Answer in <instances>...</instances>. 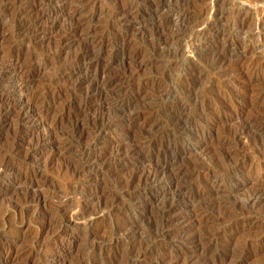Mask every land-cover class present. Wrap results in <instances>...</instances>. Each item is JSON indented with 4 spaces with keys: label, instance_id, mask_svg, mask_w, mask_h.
<instances>
[{
    "label": "rangeland",
    "instance_id": "rangeland-1",
    "mask_svg": "<svg viewBox=\"0 0 264 264\" xmlns=\"http://www.w3.org/2000/svg\"><path fill=\"white\" fill-rule=\"evenodd\" d=\"M4 1L0 0V28L3 29H0V75L4 71L17 67L18 63L23 62L22 57L24 55L36 56L39 61V70L33 74V77H29L31 79L29 80L31 83L29 93L35 94L40 98L37 102L32 103V105L35 104V107L33 106L34 117L31 118L29 124L20 125L18 130L17 128H11V124H14V121L12 122L11 120L15 119L16 114L14 116L11 114L9 117L5 111L1 114L0 190L4 192V197L0 199V264H24L29 260L42 263L45 261V257L50 256L52 251L58 248L59 250L57 251L61 258L65 260L64 264H78L80 261H83L84 264H92L91 260L94 257L103 256L100 245L103 241L107 240V228L113 224L122 222L127 217L138 218L140 225L143 226V228L141 227L143 233L140 230L139 234L130 239V242H132V239L135 240L133 242H139L143 239L147 234V226L155 217L156 211L163 201L162 195L160 193L156 194L157 196L152 195V197L151 195H147L146 200L149 201L148 204L144 203V198L136 200L133 203L131 201L132 197H129L125 193V190L110 189L109 187L111 186L103 185V180L106 179L107 175L113 178V182H117L138 171L140 181L137 180L135 182L134 189V191H138L141 188V180L144 179L145 174H148L147 172L155 173L158 172L157 168L164 165L169 166L167 164L169 160L159 158L155 148H152V146L145 147L141 155L137 153V140H141L142 138L150 140L154 137L151 139V141L153 140L151 144H159L160 140L163 141L165 139L164 141L173 143L177 149L189 150L195 149L206 138V135H201L199 139L195 140L192 134L212 127L214 131L212 137L214 140L212 139L213 142L208 145L210 149L208 148V151L204 152L203 156L199 155L202 160L203 169L191 180V183L185 184L182 187H192L194 191L206 190L209 193L211 189L205 187L203 183L207 181L208 174L220 172V169L216 168L214 161L222 155L233 153L230 155V158L235 154L234 158L232 157L228 164L233 165L237 162V164L242 162L244 163L243 170L245 172L243 171V173L238 175V182L235 183L233 189H224L222 192H219L217 197H213L210 194V199L215 203L221 202L224 198H235L236 200L244 201L247 196L254 192L257 193L259 190L258 193L263 196V200L261 203L259 202L253 206L251 211L253 214L251 216L255 217L254 221H261V212L264 211V159L258 156L255 148L256 144H264V132H261L254 140L245 136L238 143L224 144L221 139L229 131L231 133V131L234 132L233 130H238L244 121H248L255 116H264V0H238L239 2L237 0H224L218 4V8L211 7L214 5V0H193L194 2L188 0L187 8H190L192 5L191 7L193 8L191 9L193 10L190 9L191 16L189 15V17L192 22L188 23L187 28L185 27L187 30L184 33L185 37L183 36L179 41H172L166 46L161 44L159 46V49L161 48L160 52L157 57L155 56L156 58H151L147 55V57L136 58V53L142 50L145 52L150 51V43H153L154 36L159 31L158 24L163 18L167 17L173 8L180 5V3L178 4L179 0L171 1L168 5L170 7L161 12V17L144 26L139 25L138 16L136 17L132 13L129 15L128 13H123L130 6L132 9L134 8L133 10L138 9L144 0H59L56 3H52V5L50 3V6H47L49 7L48 9L46 6L39 8V3H42L41 0H23L20 2L7 0L5 3ZM12 2H16L15 10L22 9L26 12V15L30 14L29 18H27L28 20L32 18V20L39 21V28L43 30L38 33V38L35 42L33 40L30 43L20 44V38L12 26L10 24L3 25L2 18L6 15L4 14L3 7ZM252 4L255 7H252ZM256 4L258 5L256 6ZM15 10H10V14L12 15ZM202 10L205 13H202ZM260 11H262L263 17ZM46 15L49 19L51 18L50 21H48L49 19ZM248 17H250L249 20L247 19ZM242 18L243 20L247 19L245 24L241 22ZM215 20L219 26L222 27L223 25V29H228H224L225 33H227V39L229 37V40L234 39V41L239 42V46L230 53V57H233L234 60H231L228 64L229 66L225 67L226 69L228 68V72L224 75L219 74V70L209 67L205 52L210 47L208 37L213 34V36H216L214 28L211 26ZM74 23L79 24L78 29L75 32L68 30L65 33V30ZM8 26L11 27L8 28ZM176 29L177 27L170 25L166 30L167 33L170 32L172 34ZM198 34H201L202 37L198 36ZM65 35H69L71 40L59 46L60 39ZM235 37L237 40H235ZM225 42L220 38L218 43L224 44ZM89 43L95 46L93 50L95 53L97 52L98 57L93 59L89 66L82 65L78 70L81 71V75H86L87 80L95 78L105 79L107 75L108 78L116 79L117 86L115 88L118 86L124 88L126 86L127 88L131 83L130 75L137 76L135 77L136 80L132 81L131 88L127 92L128 94L122 93L118 98V100L124 102H131L127 116L120 117L118 114H115L114 106L110 104L111 102L108 103L105 100L107 97L92 94L74 104L75 110L79 108L83 112L78 117V121L76 119L71 120V118L67 119L70 116L65 113L64 109L68 107L67 105L73 99L69 90L77 78H74L75 76L70 77L67 72L64 73L65 71L59 70V68L63 67L65 60L75 55ZM175 50L180 55L177 57L178 64L172 65L168 59L164 58L163 54L166 51L173 52ZM10 52H13L14 59H8L9 55L7 54H10ZM154 59L163 60V62L160 65H149ZM189 67L197 69L200 72H198V76L196 74L193 77L189 75L191 70ZM168 68L169 71L167 70ZM171 68L173 69L171 70ZM103 70L107 71L106 75H104L105 78L102 74ZM21 76L28 78L27 74H16L18 79ZM185 76L186 78H184ZM153 78L158 86L148 83V80L150 79L149 81H151ZM184 79H188L189 83H183ZM85 80L84 76L80 78V81L83 83L87 82ZM191 82L192 84H190ZM212 90L220 92L221 96H217L219 100L215 101L217 106H214L215 108L213 109L215 114L222 115L223 120L221 119L219 122L218 120L209 118L203 119V122L198 121L192 124L193 126L190 128L191 130L189 129L188 134H184L183 138H181L180 133L172 128L174 127L172 122L168 121L167 111L169 112L176 103L187 100L190 102L189 108L191 110L194 108L206 109L207 103L214 96ZM192 95H194V98ZM11 101L14 104L13 107L11 106L12 110H15V113H17L24 99L14 97L11 98ZM220 102H224V104L235 103V106L231 107L232 109L223 110ZM75 110H71V112ZM109 112L112 113L111 117H109ZM190 117H193L191 111ZM59 118L63 119L61 123H57L60 120ZM92 119L101 123L109 122L111 127L109 126L100 137L98 133L96 134L93 130L88 129L90 127L88 124L90 125L91 122L95 121ZM148 121L149 123L146 124ZM4 122L6 123L3 126L1 123ZM68 122L70 125L67 124ZM76 127H79L78 131L80 132L83 130L80 135L82 138L77 140V135H79L77 134L70 139V142H72H69V146L65 147L63 144L61 145V138H67L65 134L71 132L70 130ZM257 127L259 129L264 127V121L259 120ZM51 128L52 130H50ZM93 133L95 134L93 135ZM170 134L172 137L169 136ZM21 138L27 140L21 141ZM253 142H256V144ZM14 144L18 148V152L15 154L16 158L11 159L12 161L10 160L8 168L5 169L1 164L6 161V158L8 159L9 148ZM118 146L120 148H117ZM83 151L90 152V160L95 156L97 157L99 163L96 167L90 165L91 162L84 164L83 159L81 160L83 158ZM123 151H127L128 154L121 153ZM120 153L123 156H117ZM142 157H146L147 163H140ZM185 162L180 160L175 167L184 165ZM80 165L81 171L78 170L79 172H76L77 175L75 176L74 167ZM6 175L7 177L5 178L7 180H3ZM19 175L21 177L25 176L26 179L16 184V179L20 177ZM28 188H33L34 192L43 191L47 199L37 202L38 204L36 202L32 203L34 198L29 199L30 195H32L31 193L24 200L22 198L24 196L21 193L24 194L25 191H28ZM109 190L122 196L114 206L111 205V201L106 196ZM18 192L21 198L18 196ZM98 203L101 204L99 205ZM103 203H106L108 206L106 204L104 206ZM70 204L71 206H68ZM210 204L214 203L210 202ZM199 208L198 206L193 208V206L186 203L177 208V216L182 220L181 222L174 223L173 231L186 226L190 228H187L185 232L180 234L181 239L176 238L175 240H171L172 245L169 251L171 254L179 257V259L173 260L171 264H192L187 258L191 255L190 253L196 254L199 248H197V244L188 242L190 236L203 233L205 229L204 232H208L209 230L229 227V223L223 219L225 218L224 213L220 209H213L215 212L212 210L205 213V215L210 213L209 216L215 220L214 224L210 223L208 225L201 222L200 225L198 219L204 217L201 215L204 211H201ZM44 212L48 213V216L45 218L43 217ZM186 221H189V223L187 222L186 226L182 225ZM89 231H96V238L94 236L92 240H86L85 237ZM262 234H264V228H248L247 226L230 227L227 237L221 238L220 241L222 242L219 241L220 251L227 255V260L223 264H264V251H259V248L250 249L248 251L249 255L247 254V258H244L242 261L237 258L239 249L245 242L251 243ZM176 235L174 233L173 237H176ZM61 246H63L62 249H60ZM119 254L122 255L123 253ZM104 258H108V255H105Z\"/></svg>",
    "mask_w": 264,
    "mask_h": 264
},
{
    "label": "bare ground",
    "instance_id": "bare-ground-1",
    "mask_svg": "<svg viewBox=\"0 0 264 264\" xmlns=\"http://www.w3.org/2000/svg\"><path fill=\"white\" fill-rule=\"evenodd\" d=\"M5 1H7V0H5ZM5 1H4V3H5ZM16 1H19L20 2V1H23V0H16ZM41 1H42V3H39V8H44L43 6H46V7L47 6H50L49 5L50 3L52 5V3H56L59 0H41ZM171 1H173V0H144V1H142L143 4L138 9L133 10L134 8L132 9L131 6H130V7H127L126 10L123 11V13H128V15L132 13V15H134L136 17L138 16V19H139L138 22H139V25H141V26L149 25L152 21H154V20L158 19L159 17H161V12H163L166 8H169L170 7V6L168 7V5L170 4ZM190 1H193V0H190ZM223 1L224 0H214V5L211 6V7L215 8V7L219 6L218 4L221 3V2H223ZM187 2H188V0H179L178 4L180 3V5L179 6H176L173 9L171 8L172 10L168 13L167 17L166 18H163L160 21V23L158 24L159 31L156 32V34L154 36V40L153 41L151 40L153 43H150L149 42L151 44V45L149 44L150 47H151V48H149L150 51L149 52L146 51L148 53H146L143 50L142 51H139V52L136 53V58L137 57H144L146 55L149 56V57H151V58L152 57H155V56L157 57V55H158V53L160 52V49H161V48L159 49V46L161 44L166 46L167 44H169L172 41H175V40L179 41V40H181V38H183V36L185 37L184 33H185V31L187 32V30L185 29V27L188 25L189 22H192L191 19H190V17H189V15H190V9L193 8V7H191L192 5L190 6V8H187V6H188ZM15 3L16 2H12V3H9V4H7L6 6L3 7V10L5 12L4 14H6L5 17L2 18L3 19V21H2L3 22V25L10 24L12 26V28L14 29V31L16 32V34L18 35V37L20 38V44H22V43H24V44L25 43H30L33 40L35 42V40H37V38H38L37 37L38 33L39 32H42V30H43L42 28H39V24H40L39 21L32 20V18H31V20H28L27 18H29L30 14L29 15H26V12L24 10H22V9L21 10L18 9V11L15 10ZM211 4H213V3H211ZM257 5L258 4H256V6ZM220 6H221V4H220ZM253 6L254 5L252 4V7ZM263 7H264V4H263ZM48 8L49 7H47V9ZM213 8H212V10H213ZM260 8H261V6H260ZM219 9H220V7H219ZM259 9H258V12H259ZM10 10H13V11L15 10V12L11 15L10 12H9ZM191 10H193V9H191ZM201 12L203 13L204 11L202 10ZM260 12H261V16H262V11H260ZM197 15H196V17H197ZM199 15H200V13H199ZM220 15H221V13H220ZM23 17H25V19H23ZM241 17H243V16H241ZM48 19H49V17H48ZM50 19L48 21H50ZM247 19L249 20L250 17H248ZM36 20H37V18H36ZM246 20H243V18H242L241 22H244V24H245L246 23ZM261 24L263 25V23H261ZM261 24H260V26H261ZM170 25H174L175 27H177V29L175 31H173L174 33H172V34L170 32L167 33V30H166ZM220 25H221V23H220ZM11 26H8V28L11 27ZM116 26H117V24H116ZM211 26L214 28V31L216 33V36H213L214 35L213 34L212 36H209L208 37V40L210 41V47L208 49H206V51H205L206 52V58L208 59V65H209L210 68H214L215 70H219V74L224 75V74H226L228 72V70H227L228 68L226 69L225 67L226 66L228 67L229 66L228 64L231 62V60H234L233 57H230V53L233 52L234 49L239 46V42L234 41V39L233 40H229V37L227 39L226 38V34L227 33H225V30H224L226 28L223 29L222 28L223 25H222V27L219 26L217 24L216 20L212 23ZM78 27H79V24L78 23H74L73 25L69 26V28H67L65 30V33L68 30H72V31L75 32L78 29ZM245 27H247V26H245ZM0 29H2V28H0ZM226 30H228V29H226ZM121 34H122V32H121ZM123 34H124V32H123ZM207 34H208V32H207ZM198 36H201V34H198ZM149 37H152V36H149ZM231 37H233V36H231ZM220 38H221V40H224L226 42L224 44H219L218 42H219ZM122 39H123V37H122ZM68 40H71V37L69 35L63 36L60 39L59 43H58L59 46H62ZM235 40H237L236 37H235ZM25 47H27V46L25 45ZM93 48H95V46L92 45L91 43H89L88 45L86 44V46H84L79 52H77L75 55H73L72 57H70L67 60H65L64 61L65 63H64V65H63V67L61 69L59 68V70L65 71L64 73L67 72L68 75H70V77H74L75 76L74 78H77V80L74 82V84L71 85L70 90H69V92H71V97L73 99H71V101L67 105L68 107H66L64 109L65 110V113H67L70 116V117H68V118L66 117V118L67 119L71 118V120L72 119L73 120H75V119L77 120L78 117L80 116V114H83V112L79 108H77L75 110L74 109V107H75L74 104L77 101H81L83 99H86L88 96H90L92 94H97L100 97H102V96L103 97H107L105 100L108 103L111 102L110 104L112 106H114V109H115V112H116L115 114H118L120 117L127 116V114L129 113V108H130V103L131 102L129 100H128L129 102H124V101L118 100V98L120 97V95L122 93L128 94L127 92L131 88L132 81L134 82V79L137 76H134V75L131 76L130 75V82L131 83L129 84V86L127 88H126V86H125V88L124 87H120V86H118L117 88H115V86H117L116 79H114V78H108L107 75H106V72L107 71H105V70L102 71L103 76L106 75V78L104 76L105 79L95 78V79H92V80H87L86 75L85 74L84 75L82 74L84 76V79H86L85 81H87V82L86 83L81 82L80 81V78L83 77V76L81 75V71H78V70L81 68L82 65L83 66L84 65H88L89 66V64L91 63V61L93 59H95V58L98 57V55L96 54L97 52L95 53L94 50H93ZM15 49H17V48H15ZM7 55H9V58L8 59L11 60L13 58V55L14 54H13V52H10V54H7ZM179 55H178V53H177L176 50L173 51V52L166 51V53L163 54L164 58L168 59L171 62L172 65L178 64L177 63V61H178L177 60L178 59L177 57ZM22 58H23V62H21V63H18L17 62L18 63V66L15 64V66H17V67H14V68L10 69L9 71H4L0 75V120H1V116H2L1 114H2L3 111L6 112V114L8 115V117L11 114L13 116L16 114L15 119L14 120H11L12 122L14 121V124L13 123H12L13 125L11 124V128L12 127H13V129L14 128L15 129L17 128V130H18V128H19L20 125H27V124H29V121L31 120V118L34 117L33 106L35 104L32 105V103L37 102L38 99L40 98V97H38L35 94L33 95V94H30L29 93L30 90H31L30 89L31 83L29 81L31 79H29V77L30 78L33 77V74L36 71L39 70V65H38V62L39 61L37 60L36 56H34V55H28V56L24 55ZM56 59H57V57H56ZM48 61H50V60H48ZM59 61H60V59H59ZM162 62H163V60L154 59V60H152L149 63V65H152V66H155L157 64L160 65V63H162ZM43 66H45V65H43ZM55 66H56V63H55ZM173 68H171V70ZM190 69L191 70L189 72V75H191L192 77L195 74L197 75L198 72H199L194 67L193 68H190ZM167 70L169 71V68ZM160 72H162V71H160ZM20 73H22V75L23 74H27L28 75V78H25L24 76H21L18 79L16 77V74H20ZM56 73H57V71H56ZM156 74L158 75V73H156ZM186 74H188V73H186ZM215 75H216V72H215ZM184 78H186V76ZM159 79H157V80H159ZM149 80H148V83L149 84H154V85L158 86L157 85V82L155 81L154 78L151 79V81H149ZM183 83H189L188 82V79H184L183 80ZM84 84H86V85H84ZM190 84H192V82ZM213 92H214L213 93L214 96L212 97V100L207 103L208 105H207V108L205 107L206 109H203L202 110V109L194 108V109L191 110L189 108V105H190L189 103L190 102L187 100V101H184V102H178V103L175 102L176 104L169 110V112L166 110L167 113H168V119H169L168 121L172 122V124L174 126L172 128H174L178 133H180L179 135H181V138H183V135L184 134H188L189 129L193 126L192 124H195L198 121H202L203 119H209V118H213V119L218 120V121L222 119V115L221 114H215L214 109H213V108H215L214 106H217V104L215 103V101L216 100L217 101L219 100V99H217V96L220 95V92L218 90H214ZM197 96H199V95H197ZM14 97H21V98L24 99V101L22 103L20 102L21 104L19 103L21 106H20V109L18 110L17 113H15V110H12V107H13L14 104H12L11 98H14ZM192 97L194 98V95H192ZM201 97H202V95H201ZM6 100H8L7 103H5ZM191 101L193 102V100H191ZM26 105H27V107H25ZM111 105H109V106H111ZM218 106H220V105H218ZM234 106H235V103H230V104H228V103H225L224 104V102L221 103V108L223 110H228V109H230L231 107H234ZM71 110H75V111L74 112H71ZM108 111H109V109H108ZM190 111L192 112L193 117H190ZM62 113H63V111H62ZM111 114L112 113L109 114L110 115L109 117H111ZM154 117H156V116H154ZM164 118H166V117H164ZM59 119L60 120H58L57 123H61L62 120H63V119L61 120V118H59ZM8 120H9V118H8ZM92 120H95V119H92ZM259 120H263L264 121V116H262V115L261 116H255V117L249 119L248 121H244L243 124L241 125V127L238 130H236V131L233 130L234 132L231 131V133L229 131L228 133H230V134L227 133L221 139L222 142L224 144H228V143H232V142L238 143V141L241 138L245 137V136L248 137V138H250L251 140H254V138L257 137V136H259V134L261 132H264V127H261L260 129L257 127V125L259 123ZM5 123L6 122L1 123V124L4 126ZM148 123H149V121L146 124H148ZM67 124L70 125L69 122ZM85 125H87V124L85 123ZM88 126H90V127H88V129L93 130L94 132H96V134L98 133V135L101 137V135H103V133L106 132V129L110 126V124H109V122L108 123H104V122L101 123V122L95 120V121L91 122L90 125L88 124ZM211 126H212V124H211ZM50 127H51V125H50ZM78 128L77 127L75 129L73 128L72 130H70L71 132L66 133L65 136L67 138H65V137L64 138H61L60 137L61 138V145L63 144V146H65V147L69 146L70 139L72 137H75V135H77V134H79V135H77L78 136V139L77 140H79L80 138H82L80 135L82 134L81 132H83V130L80 132V131H78ZM81 129H82V127H81ZM88 129H87V131H88ZM50 130H52V128ZM84 130H85V128H84ZM213 133H214V131H213L212 127L208 128V129H206L205 131H202V132H195V133H193L192 134V137H194L195 140L197 138L199 139V137L201 135H206V138L203 140L202 143H199L195 147V149L192 148V149H189V150H187V149H183V150L182 149H177V147L173 143L168 142V141H164L165 139L163 141L160 140L161 142H159V144L158 143L151 144V142L153 141V140L151 141V139L154 138V137H152L150 140H145V138H142L141 140H137L138 143L136 145H137V150H138L137 153L138 154L140 153V155H141V153H142V151H144L143 149L145 147L152 146V148H155V151H156V153H157V155H158L159 158L161 157L163 160H165V159H168L169 160V163H167V164H169V166H166V165L163 164L164 165L163 167L157 168L158 169V172H155V173H149V172H147L148 174H145L144 179L141 180V186H140L141 188L138 191H134L135 184H136L135 182L137 180H139V173H137L138 171H136V170H135L136 171L135 173L133 172L127 178H125L123 180H118L117 182H113V180H112L113 178L110 175H107L106 176V179L103 180V185L104 186H111V187H109L110 189L125 190L126 191L125 193H127V195L129 197H132V200L131 201L133 203L136 200L138 201L139 199H143L144 198V203L145 204L146 203L148 204L149 201L146 200L147 195L148 196L151 195V197H152V195H156L158 193H160L162 195L163 201L161 202L159 208L157 209L156 214H155V217L153 216L154 218L150 221V224L147 222L149 224L147 226V232H146L147 234H146V236L143 239H141L140 241L138 240L139 242H133L134 239H132L131 240L132 242H130V239L131 238H133L136 234H139V232L141 230V227L143 228V226L140 225L138 218L135 219V218H131V217H127L126 216L127 218L124 217L125 219L123 218L124 220L122 222L113 224L109 228L106 227L107 228V232H106L107 233L106 234L107 235V240L106 241H103V243L100 245L101 246L100 249L103 252L102 253L103 256L94 257L91 260L92 261V264H143V263H146V264H171V262L173 260L179 259V257L171 254V252L169 251V248L172 245V243H171V240L172 239H174V240L176 238L177 239H181V235L180 234L182 232H185L187 228H190L189 226L187 227L185 225L187 222L189 223V221H186V222H184L182 224V225H185L186 227H182L180 229H176V231H173V229H174L173 228L174 223L175 222H178V221L181 222V220H182V219H180V217L177 216V213H178L177 212V208L180 207V205L182 206V204H184V203L190 204L191 206H193V208H195L196 206H198V207H200L199 209L201 211H204L203 214H201L204 217H201V218L198 219V223L199 224L201 222L204 223V224H208V225L210 223H213V222L215 223V220L213 219V217H210L209 216L210 213L208 215H205L206 212H211L213 209L214 210L215 209H217V210L220 209L222 211V213H224L223 215H224L225 218H223V219H225L226 222L229 223V227H227L225 229H218V230H211V231L209 230L208 232L207 231L204 232L206 230L205 229L203 231V233H200V234L193 235V236H190L189 237V241L188 242L189 243L197 244V246H198L197 248H199V250H198V252L196 254L195 253H190L191 255L187 258L188 261H190L192 264H196V263L197 264H223V262L225 260H227L226 259L227 258V255L223 254V252L220 251V249H219V241L221 240V238L227 237L228 230H229L230 227H233V226L234 227L247 226L248 228H256V227L261 228V229L264 228V211L261 212L262 213V215H261V221H258V222L256 220L254 221L255 217L253 218L251 216V214H253V212H251L252 209H253V206L257 205L259 202L261 203V201L263 200V196L258 193L259 190H258L257 193L254 192L253 194H250L249 196H247V198L244 201L236 200L235 198L234 199H231V198L225 199L224 198V200H222L221 202H219V203L216 202L215 203L212 199H210V196H209L210 194L213 195V197H217L219 195V192H222L224 189L225 190L226 189H229V190L233 189V187L235 186V183L238 182V175L240 173H243V171H244L243 170L244 163L241 162L240 164H237L238 163L237 162L236 164H233V165H229L228 164L229 160L232 159V157L235 154L231 158H230V155H232L233 153L230 154V155H228V154L227 155H222L219 158H217L215 161L213 160L214 163H215L216 168L220 169V172H212L210 175L208 174L209 177H208L207 181L205 183H203V185L205 187H209L211 189V191L209 193L206 190L194 191L192 187H186V188H183L182 187L185 184L191 183V180L195 176H197L199 174V172L203 169V164H202V160H201L200 156H203L204 155L203 153L208 151L207 149L210 147L208 145H210V143L213 142L212 141V139H213V137H212L213 136ZM62 134H64V133H62ZM94 134L95 133H93V135ZM223 134H225V133H223ZM169 136H171V134ZM94 139H96V138H94ZM24 140H27V139L21 138V141H24ZM157 141H158V139H157ZM12 143H14V142H12ZM253 143L256 144V142H253ZM195 144H196V142H195ZM15 145L16 144L12 145L9 148V156H8V159L6 158V161L1 164V165H3V167L5 169L8 168L10 162L12 161L11 159L16 158L15 154L18 152V148ZM117 148H120V147L118 146ZM255 149H256V152H257L258 156L260 158H263L264 159V144L263 143L261 145L256 144V148ZM118 151H120V150H118ZM121 153H123L125 155L128 154L127 151H123ZM121 153H120V155H117V156H119V157L120 156H123ZM82 156H83V158H81ZM82 156L80 158H81V160L83 159L84 164H87L88 162L89 163L91 162L90 165L96 167L98 165V163H99V160L97 159L96 156L93 157L92 160H90L91 155H90V152H88V151H83ZM202 159H204V158H202ZM180 160H183L184 162L185 161L186 162L184 163V165L182 164L183 166L181 165V166L175 167L176 164ZM231 161H230V163H232ZM137 162H138V160H137ZM140 163H143V164L144 163H147L146 162V157H142ZM119 165H120V163H119ZM116 167H118V166H116ZM64 169H66V168H64ZM71 169H70V171H71ZM80 169H81V165L78 166V167L77 166L74 167V170H75L74 171L75 172L74 174H75V176L77 175L76 172H79L78 170H80ZM14 171H15V169H14ZM83 172H84V170H83ZM65 173H66V171H65ZM145 173H146V171H145ZM2 174H3V172H2ZM5 177H7V175L4 176L3 180L6 179ZM25 179H26L25 176L17 177L16 184L25 181ZM32 189L33 188H28V191H25L24 194L21 193V195L24 196V197H22V198H24V200L27 197V195H30L31 193H32V195H30V198L29 199L34 198L33 199L34 201L33 202L32 201H29V202H32V203L36 202L37 203V202L45 201V199H47V198H45V194H44L43 191L34 192ZM31 190L34 192V194H33V192ZM57 193H59V192H57ZM106 194H107L106 196L111 201V205H113V206H114V204H117V202H119V200L122 197V196L118 195L117 193L113 192L112 190H109L108 193H106ZM21 195H20V193L18 194V196H20V198H21ZM56 196L58 197V195H56ZM133 196H134V198H133ZM1 197H4V192H2L0 190V199H1ZM96 201H97V199H96ZM210 202L211 203H214V204H210ZM22 204H24V203H22ZM103 204L105 206L106 203H103ZM68 206H71V204L68 205ZM104 206L102 205V207H104ZM94 208L96 209V207H94ZM66 209H68V208H66ZM47 216H48V213L44 212L43 213V217L45 218ZM177 225H178V223H177ZM201 227L203 228V226H201ZM204 228H206V227H204ZM171 229H172V231H171ZM142 233H143V231H142ZM174 233L177 234L176 237H173ZM95 235H96V231L95 232L89 231L87 233V236L85 238H86V240H90V239L92 240ZM142 237H143V235H142ZM95 238H96V236H95ZM231 241H232V239H231ZM220 242H222V241H220ZM62 248H63V246L60 247V249H62ZM95 248H97V247H95ZM252 248H259V251H264V234H262L261 236H259L255 241H252L251 243L245 242L241 246V248L239 249V254H238L237 258L241 259V261L244 260V258H247L248 251L250 249H252ZM2 249H4V248H2ZM57 250H59V248ZM57 250H53L52 251V254L50 256H47L46 255L47 257H45L46 259L44 258L45 261L42 262V263L41 262H32L31 260H29V261H27L24 264H64L65 263V260L63 258H61L60 254H59V252ZM92 250H93V248H92ZM234 250H236V249H234ZM95 252H96V250H95ZM121 252L123 253L122 255L119 254ZM225 252H226V250H225ZM27 254H29V253H27ZM35 255H37V254L35 253ZM105 255H108V258H104ZM78 264H84V263H83V261L82 262L80 261Z\"/></svg>",
    "mask_w": 264,
    "mask_h": 264
}]
</instances>
